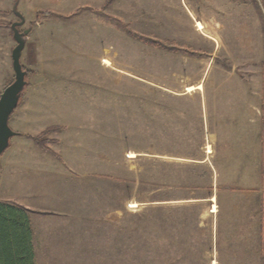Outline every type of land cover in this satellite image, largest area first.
I'll return each instance as SVG.
<instances>
[{"label":"rangeland","instance_id":"obj_1","mask_svg":"<svg viewBox=\"0 0 264 264\" xmlns=\"http://www.w3.org/2000/svg\"><path fill=\"white\" fill-rule=\"evenodd\" d=\"M15 4L30 72L9 125L19 132L27 113L34 132L56 127L57 150L59 125L89 118L83 182L108 199L90 210L132 214L126 231L110 227L125 237L111 249H141L132 264H264V0H0V94L14 79ZM21 179L32 193V176L9 182ZM3 188L0 200H19Z\"/></svg>","mask_w":264,"mask_h":264},{"label":"crops","instance_id":"obj_2","mask_svg":"<svg viewBox=\"0 0 264 264\" xmlns=\"http://www.w3.org/2000/svg\"><path fill=\"white\" fill-rule=\"evenodd\" d=\"M31 100L24 103L27 111L31 109ZM25 114L26 119L19 120L15 128L20 129L21 133L15 147L7 151L4 161L0 162V183L6 194L18 195L19 200L15 196L14 200L7 198L0 201L17 204L31 211L36 264H109L110 255L117 264L134 263L141 249H111L114 245L123 246L125 237L112 235L117 238L115 241L109 235L110 227L115 223L123 225L118 231H126L129 227L125 220L132 214L111 210L109 204L105 203L96 214L90 210L93 201L108 199L89 197V182H83V179L89 180V118L74 119L59 125L65 130L60 140L55 139L53 143L57 147V150L52 148L57 153L56 157L37 147L28 136L39 132L31 130L28 115ZM259 120L257 118L258 122L253 124L252 129H247L248 136H259L262 128ZM20 173L32 176L36 185L32 193H26L23 179L16 185L10 184L9 179ZM40 174L44 178H40ZM56 177L61 178L60 183H56L57 180L54 183ZM41 186L49 202L42 203L39 192ZM54 188L58 190L57 196ZM138 205L133 202L131 207Z\"/></svg>","mask_w":264,"mask_h":264},{"label":"trees","instance_id":"obj_3","mask_svg":"<svg viewBox=\"0 0 264 264\" xmlns=\"http://www.w3.org/2000/svg\"><path fill=\"white\" fill-rule=\"evenodd\" d=\"M121 27L132 37L140 39L149 45L171 51L178 50L164 42L144 37L132 31L126 24H122ZM23 67L27 70L24 65ZM29 72L28 70V74ZM56 129V127H48L38 134H29L28 136L40 149L56 155L49 146L53 140L48 137ZM30 212L29 209L23 206L0 201V264H36L32 244L33 229Z\"/></svg>","mask_w":264,"mask_h":264},{"label":"water","instance_id":"obj_4","mask_svg":"<svg viewBox=\"0 0 264 264\" xmlns=\"http://www.w3.org/2000/svg\"><path fill=\"white\" fill-rule=\"evenodd\" d=\"M14 12L20 20L12 23L13 36L16 45L12 50V66L14 70V79L9 83L0 94V162L2 155L10 146L13 136L19 134L9 125L12 113L19 106L25 87L27 86L28 71L24 69L21 63V56L26 46V35L29 29L21 30L25 23V17L17 10V4L14 6Z\"/></svg>","mask_w":264,"mask_h":264}]
</instances>
